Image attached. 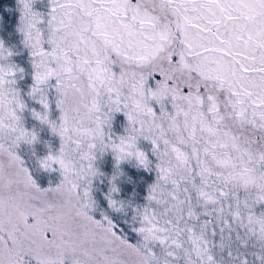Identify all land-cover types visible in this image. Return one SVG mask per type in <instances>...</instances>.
I'll return each mask as SVG.
<instances>
[{
	"label": "snow or ice",
	"instance_id": "obj_1",
	"mask_svg": "<svg viewBox=\"0 0 264 264\" xmlns=\"http://www.w3.org/2000/svg\"><path fill=\"white\" fill-rule=\"evenodd\" d=\"M0 264H264V0H0Z\"/></svg>",
	"mask_w": 264,
	"mask_h": 264
}]
</instances>
